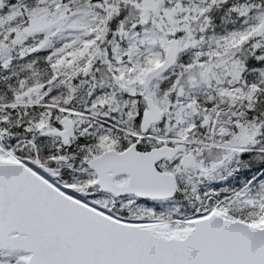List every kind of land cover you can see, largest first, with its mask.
Segmentation results:
<instances>
[{
    "label": "snow or ice",
    "instance_id": "1",
    "mask_svg": "<svg viewBox=\"0 0 264 264\" xmlns=\"http://www.w3.org/2000/svg\"><path fill=\"white\" fill-rule=\"evenodd\" d=\"M0 264H264V0H0Z\"/></svg>",
    "mask_w": 264,
    "mask_h": 264
}]
</instances>
